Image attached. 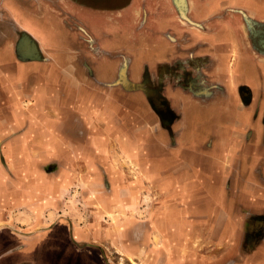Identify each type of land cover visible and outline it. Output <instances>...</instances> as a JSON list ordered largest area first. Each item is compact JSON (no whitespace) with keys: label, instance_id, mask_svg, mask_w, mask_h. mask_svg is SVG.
Instances as JSON below:
<instances>
[{"label":"crops","instance_id":"crops-1","mask_svg":"<svg viewBox=\"0 0 264 264\" xmlns=\"http://www.w3.org/2000/svg\"><path fill=\"white\" fill-rule=\"evenodd\" d=\"M243 1L246 15L256 24L239 16L238 22L229 20L212 30L209 21L194 17L196 31L188 32L183 28L189 23L174 11L178 31L164 29L158 42H152L157 34L152 29L150 51L135 52L129 59L135 79L149 61L150 75L162 79L160 87L141 86L151 106L142 111L134 102L138 95H129L131 103L122 109L113 97L118 95L116 87L102 90L107 82L103 70L113 63H120V70L125 60L86 53L85 44L76 43L77 33L53 12V4L45 3L50 9L43 10V0L30 5L26 0H0V122L7 129L0 139L7 198L0 203V222L33 223L16 232L35 243L61 238L52 226L62 224L67 230L62 238L72 245L108 243L120 256L139 257L142 264H264V105L258 96L264 94V0ZM79 5L84 13L102 18L103 9ZM164 9L150 11L161 16L156 22L163 25V14H171ZM225 12L235 13L220 6L212 14ZM98 28L99 37H105L106 31ZM32 40L34 53L27 51ZM120 82L132 85L124 78ZM242 93L248 99L238 103ZM153 94L166 101L172 121L155 116ZM212 110L221 119L216 147L222 150L203 154L204 145L215 144L199 133L197 121ZM15 114L21 116L17 123ZM133 118L136 121H130ZM28 123L44 127L47 137L37 135L36 129L33 137L20 131L11 135L12 125ZM61 130L67 138L59 135ZM190 130L193 133L184 132ZM243 140L255 151L241 145L237 154L232 147ZM236 156L246 166H236ZM203 158L209 162L205 168L199 161ZM228 175L238 176L240 190L235 192L240 195H234ZM72 194L78 201L82 196V207L74 212L65 210ZM250 194L260 213L256 217L249 210L257 204L240 203L245 209L239 211L244 214L239 228L236 199L244 195L248 200ZM215 202L229 206L232 213L222 209L211 214L213 222L227 221L222 233L188 229V222L207 217L203 205ZM144 204L142 213L139 207ZM256 223L258 231H249ZM44 227L47 233H42Z\"/></svg>","mask_w":264,"mask_h":264},{"label":"rangeland","instance_id":"rangeland-1","mask_svg":"<svg viewBox=\"0 0 264 264\" xmlns=\"http://www.w3.org/2000/svg\"><path fill=\"white\" fill-rule=\"evenodd\" d=\"M35 1L36 0H28V1L26 0V2H29V5ZM186 1L187 2L185 5H187L189 8L188 15L192 19H194L195 17V19L201 18L209 21L213 27L212 30L216 28H222L229 20H235L236 22H238V19H240L239 16L242 18V14H240V12L241 11L246 12V10H244L245 9L244 7H248V5L243 0H186ZM73 2H75V4H73ZM43 3H44L43 10L50 9L48 6L45 5V3L53 4L56 7L55 9L57 10L56 11L54 10L53 12L54 13L56 12L58 14V17H61L60 20L61 22H63L68 28L73 29V31L77 33L75 34L76 36H74L76 43H84L85 44L84 48L86 50V53L90 52V55L92 57H98L99 55H104L112 59L122 58L123 61L125 60L123 62V65L120 67V70L118 68L120 63L119 64L115 63L116 64L115 67H114L115 65L114 63L113 65H107V67L103 70L107 82L101 85L102 90L109 91L111 90V87H116L115 89H117L118 91L117 94L120 95L121 98L118 95L113 97H116L117 100H120L119 103L120 105H122L121 106L122 109H124L125 107L124 105L125 102L128 105H130L131 102L128 99H130L129 95L131 94L136 96L138 95L137 98L138 100L134 101L137 105L136 107L138 110L143 111L144 109L143 107L146 108L151 107L150 96L147 93H144L142 89L143 87L141 88V86L147 87L153 84L155 85L156 82V86L160 87L159 85L162 84V79H158L157 81H155L156 79L155 76L150 75V72H148V68H147L148 66H150L149 63L150 61L145 62L147 63V65L144 66L145 72H143V75L140 76L139 79L138 78L135 79L136 77L132 76L133 74L131 73V68L129 67L130 66L129 59L132 58L133 55H135V52L143 53L150 51V19H152V22L154 21L156 22V19L161 17V16L158 17L157 14L154 15L151 14L150 11H152V9L155 10V13H157L159 9L165 10L164 8L168 9V11L171 12V14L168 12L163 14L164 15L163 20L166 22V24L164 23L163 25L161 21L158 20L159 22H156V24L152 26L154 30L157 29L156 30L157 34L155 35L154 38H152V42L153 41L158 42L157 35L161 34L160 31H163L164 29H168L170 32L175 33V31H178V28L181 27L178 24V20L175 17L174 14L175 7H174V2L172 0H43ZM84 3L91 6V8H101V9L104 8L103 9L104 12L102 13V15H100L102 16V18L98 20L95 19L98 18V15H94V14L88 15L84 13L79 5ZM220 6L231 7V10H234L235 13L225 12L223 14H220V17H217L218 15L216 13L212 14L213 12H216ZM223 9L225 11V8ZM136 11H138L139 15H136ZM208 15L209 17H211L210 19L207 18ZM93 16H97V17L94 18ZM98 21H100V23H98ZM98 27L106 31L107 35L105 37H101V38L99 37ZM183 29L189 30L188 32L196 31L194 25L191 26L190 24L185 26ZM168 40L172 41L170 38ZM33 41L34 40H32V42ZM99 43L101 44V47H99ZM33 45L35 46L34 42ZM95 69H98V67L95 66ZM130 75L132 76L131 78ZM121 77L124 78L125 81H131L132 85L130 87H126V85H123L120 82V80H122ZM108 81L112 82V84L108 83ZM0 89L1 92L4 91V89L1 86ZM258 96H259V101L264 105V94ZM245 97L246 95H240V99L239 100L237 99L238 103L245 102V100L248 99ZM6 98L7 99L11 98L9 93L6 94ZM154 101L156 107L160 110V111L159 110L155 111V116L158 119L160 118L161 120L163 119L164 122L166 123L172 121V116L169 114V110L166 107L167 106L166 103L164 104L162 100L159 98L154 99ZM60 112L65 113L66 111H60ZM20 117L21 116H19L18 114L14 115V119L16 120V123L19 120L18 118ZM23 119L26 122H29L27 118L23 117ZM133 120L136 121L135 118H133L130 121ZM220 120L221 119H219V116L216 114V112H213V110L211 112L206 111L204 115L198 117L197 123L199 124L200 132L199 131L197 132L204 135V137H212L214 142L212 143L215 144V146H212L211 148H209V144L206 146L204 145V147L201 148L203 154H210V152L215 153L219 150L220 151L222 150V147H216V143L218 141L217 139H220L219 135L222 133V131L218 132L220 131L219 130L220 127L218 125L220 124L218 123ZM242 121L243 120H240L241 123ZM242 127H243V123L240 124L239 130H243ZM21 129L23 130L22 132ZM35 129L37 130V132ZM30 130L33 131L30 132L29 134L28 132ZM19 131L22 135L27 133L28 137H31V135L33 137L34 132H36L37 135H40V137L43 136L47 137L46 132H48L44 127L30 126L29 123L26 124V126H21L19 124L12 125L11 135L14 134L17 135ZM184 132L193 133L191 132V130ZM5 133H7L6 126L2 125L1 123L0 139L3 138V135ZM59 135H61L64 138H67L66 132H63L62 130L61 132H59ZM245 142L246 141L243 140L242 142H240L239 147L233 146L232 149L236 151V153L238 154L237 150L242 145L243 149L246 150L247 149L246 145L249 146L250 144ZM3 145L4 143L3 144L1 143L0 151H2L1 148ZM229 148L231 149V147ZM249 148L251 150L252 146L250 145ZM112 149H117V147L114 146ZM253 151L255 150H251V152ZM239 158L240 157L236 156L234 159V163H236V166L240 164H241L240 166H246L243 160L240 161ZM207 159L208 158L199 159V161H202L203 163V168H205L204 165L205 166L209 165ZM63 160L64 159H62V161ZM4 168H5V163L0 158V203H3L4 200L7 199L5 197V192H4V189L6 191V187H5L6 183L4 182L6 170H4ZM124 168L128 170L129 174L132 173V171H130L131 169H129L127 165L124 166ZM235 170L238 171L237 167L235 168ZM227 177H228L227 180L231 181L232 191L235 192L239 187V185H237L238 176L236 175L232 177L228 175ZM163 179L165 182H169V177L162 176L161 180ZM221 181L222 182L219 183H222L223 185L224 179ZM236 194L240 195V192L238 193L235 192L234 195L236 196ZM145 195H146V191H144L142 199L145 197ZM254 196H255L254 194L248 195L247 196L248 200L244 198L245 197L244 195L243 198L239 197L238 199H236L238 201V204L234 206L235 208L234 218L237 220L240 219L239 228L242 225H244V221H243L244 214L242 212L239 213V211L245 209V207H242L240 203L244 202L248 204L249 201V203L257 204V202H253L255 201ZM78 199L75 197V195L72 194L68 198L67 204L65 206V210L74 212L76 208L82 207V202H81L82 196H80L79 201ZM216 203L217 202H215V206L212 203H210L208 206L204 204L202 207L203 213L204 214L206 213L207 217L203 218V221L192 220L191 222H188V229L195 230L196 228V229H202L203 231L206 232V231H210L213 228L216 233H222V230L227 225L226 223L227 221L224 218L223 220L213 222L215 218L214 216L217 210L219 211L222 209L226 210V214H232V213H229L230 212L229 206H224L222 204L218 205V203L217 204ZM146 208L147 206L144 204L143 206L139 207V211L145 213ZM259 209L260 207L257 204V205H251L249 210L255 212L256 217H258L257 213H260ZM211 214L212 215L214 214V216L212 217ZM26 223L27 222H25L24 220H19L16 222L15 221L8 222V220H6L4 222H0V264H142L144 263L142 259H140L139 257H135L132 260V258H126L120 256V254L108 243L107 244L104 243L99 247H96L97 245L91 247H88L89 245H72L70 240L62 238V236L64 235L63 233L67 232L66 227L62 224L52 226L53 233L59 235V237L61 238H59L58 240L42 239L41 241L35 243V241L25 236V234L19 233V231L16 232L21 228L29 229L33 224V223L30 224H26ZM48 224H50V222H48ZM258 225L256 226L255 230L251 228L249 229V231L252 230L257 232L259 228ZM46 231H47L46 227H44L42 233H47ZM204 243L206 242L204 241ZM181 244L183 247L184 242H181ZM82 248H85L84 252H82L81 250ZM87 248H89L91 252H88ZM149 250H150V246H149ZM88 253L90 255L86 256Z\"/></svg>","mask_w":264,"mask_h":264},{"label":"flooded vegetation","instance_id":"flooded-vegetation-1","mask_svg":"<svg viewBox=\"0 0 264 264\" xmlns=\"http://www.w3.org/2000/svg\"><path fill=\"white\" fill-rule=\"evenodd\" d=\"M174 2V11L176 12L177 16L181 17L183 21H186L187 23H189L190 25H194V20L188 15V6L185 5L186 4V0H172ZM104 9V8H102ZM113 9V8H112ZM240 14H242L243 18H244V21H246L245 23H250V24H256L257 21L254 20L253 18H250L248 15H246L245 12L241 11ZM136 15H139L138 11H136ZM146 19V18H145ZM153 27L152 25L150 24V34H153ZM156 83V82H155ZM160 86V85H159ZM152 96V95H151ZM154 99H161L162 102L165 104V101L160 97V96H157L156 94L154 95ZM154 99L152 98V104L154 105V107L156 108V111H158L159 109L156 107L155 105V101ZM166 106V105H165ZM160 111V110H159ZM163 118V117H162Z\"/></svg>","mask_w":264,"mask_h":264},{"label":"water","instance_id":"water-1","mask_svg":"<svg viewBox=\"0 0 264 264\" xmlns=\"http://www.w3.org/2000/svg\"><path fill=\"white\" fill-rule=\"evenodd\" d=\"M23 47H24V45H23ZM19 48H20V46H19ZM27 51L28 52L30 51V52L34 53L36 51V48H35V46L33 44L32 45H27ZM245 91H246V88H244V91L243 92L245 93ZM240 95H243V93L240 94Z\"/></svg>","mask_w":264,"mask_h":264}]
</instances>
